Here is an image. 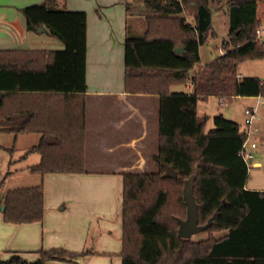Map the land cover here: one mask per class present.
I'll return each instance as SVG.
<instances>
[{
  "label": "trees",
  "instance_id": "trees-1",
  "mask_svg": "<svg viewBox=\"0 0 264 264\" xmlns=\"http://www.w3.org/2000/svg\"><path fill=\"white\" fill-rule=\"evenodd\" d=\"M190 3L193 23L178 16ZM153 12L147 17L142 37L124 40V83L129 95L157 100L156 149L140 156L135 164L97 167L86 164L84 142L86 15L57 8L55 0L24 7L27 29L47 28L64 49L53 53L43 69L16 68L0 52V106L5 93L16 89L81 95L80 108L62 118L36 120L8 114L0 118V131L18 134L41 131L39 143L27 152H37L40 161L31 172L87 173L115 171L122 175L121 264H264V191L245 188L249 167L240 155L246 134L239 125L219 114L214 129L206 131L209 119L199 115L197 103L211 96L231 102L237 96H264V84L256 76L238 78V66L249 59H264V42L255 38L259 27L257 0H228L229 31L221 41L224 53L200 64L199 45L214 35L209 0H144ZM183 47L182 52L175 51ZM5 59H3V58ZM6 60V61H5ZM192 71V72H191ZM192 84L190 92H175L176 85ZM12 153V149H8ZM11 163V162H10ZM130 163V162H129ZM164 165L177 171L176 179L164 176ZM10 170L6 172V175ZM195 175L193 192L198 203V222L205 238L177 235V218H185L184 180ZM3 219L30 223L43 217L42 184L8 190L0 197ZM215 232H224L215 237ZM80 253L63 248L42 251L35 261L12 254L0 264H47L50 260L75 262Z\"/></svg>",
  "mask_w": 264,
  "mask_h": 264
},
{
  "label": "crops",
  "instance_id": "crops-1",
  "mask_svg": "<svg viewBox=\"0 0 264 264\" xmlns=\"http://www.w3.org/2000/svg\"><path fill=\"white\" fill-rule=\"evenodd\" d=\"M44 1L0 0V52L7 53L4 57L16 68L43 69L52 61L54 52L64 49L63 43L50 36L46 27L40 31L27 29L21 10ZM224 4L218 8L226 10ZM55 6L82 11L86 15V164L128 166L135 164L139 155L140 161L144 160L148 166L145 154L156 149L157 100L126 93L123 44L126 37L144 36L147 17L153 12L145 6L144 0H55ZM185 6L178 16L185 22L187 17L189 23H193V7L190 3ZM256 15L264 25V0H257ZM214 36L215 33L211 37ZM222 53L224 50L220 46L218 55ZM200 64L207 63L202 64L200 59ZM185 85L191 91L192 87L188 83ZM2 92L6 96L0 106V118L8 114L26 118L27 112L36 120L62 118L70 110L77 111L82 99L77 93L65 96L61 92L19 89ZM197 112L206 115L198 111V103ZM256 127L253 138L257 143L258 138L260 140L257 123ZM245 130L246 127L240 131ZM41 134V131L16 135L0 131V150L12 149V153L8 152L6 168L13 164L15 168L1 176L0 197L8 190L42 184L44 208L42 219L30 223L6 222L0 210V260L19 254L28 261H35L42 251L63 248L75 253L89 249L91 253L77 257L75 262L50 260L47 264H121L122 175L110 170L44 175L31 172L28 167L37 164L41 156L37 152H27L39 143ZM15 150L19 152L17 156ZM260 166L259 161L250 165ZM245 188L264 191V188L248 187L246 183ZM223 233L215 232L214 236Z\"/></svg>",
  "mask_w": 264,
  "mask_h": 264
},
{
  "label": "rangeland",
  "instance_id": "rangeland-1",
  "mask_svg": "<svg viewBox=\"0 0 264 264\" xmlns=\"http://www.w3.org/2000/svg\"><path fill=\"white\" fill-rule=\"evenodd\" d=\"M224 0H211L209 1V7L212 12V29L215 36H211L206 40L204 44L200 46V59L201 63H208L214 59L220 50V42L226 38V34L229 28V15L227 9L218 8ZM220 3V4H219ZM226 5V4H224ZM186 7V6H185ZM186 11L188 8H185ZM189 11V10H188ZM187 11V13H188ZM186 13V12H185ZM192 20V19H191ZM238 73H242L245 76H256L264 81V59H249L241 62L237 69ZM172 91L175 92H190V89L186 85H176L172 87ZM256 103V97L254 96H237L234 97L231 102L220 104L219 98L211 96L207 101L198 102V111L202 114L205 113L209 117L206 124V131L214 129L213 117L216 115H223L226 119L236 122L240 130L245 127L244 124V110L247 107L254 106ZM258 138L257 147L254 148V160L250 162V165L254 161H259L260 167H249L246 185L248 187L264 188V105H259L258 109ZM259 143V144H258ZM15 156L19 154L17 150L14 151ZM8 152L0 150V180L4 172L15 169L14 164L7 167V161L9 159ZM23 155V153L21 154ZM3 156L6 160L3 161ZM18 163V162H16ZM207 233L205 231L199 232L193 235L191 238L194 240L205 238Z\"/></svg>",
  "mask_w": 264,
  "mask_h": 264
},
{
  "label": "water",
  "instance_id": "water-1",
  "mask_svg": "<svg viewBox=\"0 0 264 264\" xmlns=\"http://www.w3.org/2000/svg\"><path fill=\"white\" fill-rule=\"evenodd\" d=\"M43 26H39L38 30H43ZM183 47H177L175 49L176 52H182ZM164 176L171 177L176 179L178 176L177 171L173 169L172 166L164 165ZM195 175H191L187 179L184 180L182 195L183 201L186 206V216L185 218H177V235L181 238H191L193 235L205 231L211 225V218L207 220L204 224H199L198 222V203L195 200L194 192H193V182ZM0 210H4V206L1 205Z\"/></svg>",
  "mask_w": 264,
  "mask_h": 264
},
{
  "label": "built area",
  "instance_id": "built-area-1",
  "mask_svg": "<svg viewBox=\"0 0 264 264\" xmlns=\"http://www.w3.org/2000/svg\"><path fill=\"white\" fill-rule=\"evenodd\" d=\"M185 19L186 22L189 23L187 17ZM255 38L259 42H264V25H260L255 29ZM237 77L240 78L239 75H237ZM262 84H264V81H262ZM188 86L191 87L192 84L189 82ZM219 100H220V104H224L223 99H219ZM259 105H264V96L261 95L256 96V103L254 104V106L247 107L244 110V115H245L244 124L246 127L244 133L246 134V137L241 145L240 155L243 158V160L246 162L248 167H250V162L254 159L253 150L254 148L257 147V143L255 142L253 135L257 131L256 123L259 118L257 109Z\"/></svg>",
  "mask_w": 264,
  "mask_h": 264
}]
</instances>
